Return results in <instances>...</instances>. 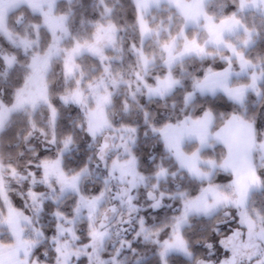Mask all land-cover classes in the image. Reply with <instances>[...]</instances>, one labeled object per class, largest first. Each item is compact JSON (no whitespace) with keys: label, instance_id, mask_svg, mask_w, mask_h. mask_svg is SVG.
<instances>
[{"label":"snow or ice","instance_id":"obj_1","mask_svg":"<svg viewBox=\"0 0 264 264\" xmlns=\"http://www.w3.org/2000/svg\"><path fill=\"white\" fill-rule=\"evenodd\" d=\"M153 2L172 10L173 0ZM65 3L71 8L74 0ZM128 4L134 25L137 5ZM202 6L212 15L189 18L177 30L192 44L166 59L161 54L151 75L143 60L135 89L123 81L122 99L107 86L101 94V81L88 86L93 105L79 88L69 90L62 74L49 90L54 98L44 124L22 122L25 145L40 144L27 149L23 175L0 163V250L12 253L0 264H123L117 257L124 249L135 253L134 241L152 246L156 264H169L173 253L206 264L197 250L207 264H264V199L257 207L252 196L253 189L264 194V55H248L264 41V0H205ZM32 23L13 26L29 31ZM43 31L46 61L58 40ZM143 43L133 40L128 50ZM30 55L27 45L21 52L0 35V84L6 86L0 88V136L22 115L17 109ZM38 59L31 56L32 63ZM209 97L226 98L231 111L212 106ZM117 105L119 120L110 115ZM81 139L87 155L80 154ZM123 225L133 229L132 239L121 238L108 253L106 241L114 229L117 237L127 232Z\"/></svg>","mask_w":264,"mask_h":264},{"label":"rangeland","instance_id":"obj_2","mask_svg":"<svg viewBox=\"0 0 264 264\" xmlns=\"http://www.w3.org/2000/svg\"><path fill=\"white\" fill-rule=\"evenodd\" d=\"M136 4L139 14L140 41H144L145 43L140 45V49H135L134 52L137 54L138 59L136 58L134 62L133 59H130L131 55L123 50L121 39L119 41V30L113 22L107 21L98 23L90 36L72 38L66 27L67 20H61V17H67L68 19V16L56 12L58 5L57 0H0V35L5 36V39L13 42L14 47L18 48L21 52L25 51V45H27V51L31 54L29 57V73L27 78H25L28 87L24 92V96L21 98L23 103L21 107L17 109L23 116L17 117L12 124L15 125L18 122L19 126H23L22 122L25 119L35 124L33 121L35 115L39 111L44 112L46 105L50 104L48 101L49 91L47 76L55 63H59L62 66V73L66 80L74 81L75 88L73 90L79 88L81 94L88 97L89 101L94 105V100L88 96L89 85L95 87L103 81V86L98 89L101 94L104 92V86H107L110 92H115L117 94L119 91L127 92V85L123 83V81L127 80L132 82V88L135 89L137 86L135 74L139 73L141 68L144 67L143 60H148V74L151 75L150 73L154 62L160 60L161 54H163L166 59L169 54L175 55L182 51L186 43L189 45L192 44V41H186L182 36L178 35L177 32H169L172 24L171 16L166 18L157 16L156 12L161 9L167 10V6L163 5L161 8L153 9L149 13L148 8L141 7V2H139V4L137 2ZM20 9L24 10L26 14L29 12L39 13L37 16L38 23L28 21L32 23V27L29 31H24L23 29L18 31L14 26L11 27L8 22V19L13 15L12 13ZM103 14L109 16L110 11L106 9ZM206 14L209 15L207 11ZM12 17L15 18V21H18L20 18L17 16ZM155 17H157L158 20L152 25L153 21L156 19ZM181 18V16L178 17V21H181L179 31L183 32L184 23ZM150 25L152 27H150ZM64 29H67V32H65ZM41 30H47L48 33L53 34L58 40V44L52 48V54L46 61L43 57L48 49L44 48L43 51L40 50L43 46ZM174 30L176 29L174 28ZM204 36L205 32H202L201 37L203 38ZM69 37H71V39ZM68 42H70V44H68ZM77 44L80 45L78 49L76 47ZM250 47L248 50H250ZM33 49L36 51L33 52ZM9 55L11 54L9 53ZM32 55H38L40 59L32 63ZM101 56L105 57L103 62H100ZM87 57L99 60L100 70L94 69L93 67L80 66L79 61ZM124 61L125 65L121 64L116 68V62L122 63ZM104 69L108 71H104ZM113 79L117 80L116 86L112 85ZM239 136L240 135H238V139ZM36 140L38 141V139ZM0 163L3 164L1 159ZM5 170L10 171L6 166ZM17 172L23 175V173ZM23 183L24 181L20 182L21 185ZM13 186L17 191L20 190L15 184ZM257 192L259 191L253 189L252 195ZM86 211V209L83 210L84 214H86ZM14 219L13 217V220ZM122 227L127 228L128 231L122 232L121 236L117 237L114 234V229L112 237L106 241L105 247L108 253L114 252L115 248L119 246L120 239L124 238L126 234L130 232L131 228L127 225H123ZM129 239H132V237H129ZM128 252L129 249H124L121 255L117 257V260L122 261L123 264H127L129 260ZM0 258L10 261L12 259V253L8 249H2L0 250Z\"/></svg>","mask_w":264,"mask_h":264},{"label":"trees","instance_id":"obj_3","mask_svg":"<svg viewBox=\"0 0 264 264\" xmlns=\"http://www.w3.org/2000/svg\"><path fill=\"white\" fill-rule=\"evenodd\" d=\"M82 4L83 6H81V0H74V3L70 8L65 3V1L62 0L59 1L57 5L56 12L60 13L61 15L68 16V19L66 21V27L71 37L76 38L78 36H83V37L90 36V34L94 32V29L96 28L98 23H104L107 21L113 22L117 27V29L119 30L118 36H119V41L120 39L122 41L123 50L127 51L126 53L131 55L130 59H133L135 62V59L136 58L138 59V56L135 52L130 53V51L128 50V45L131 44L133 40H136L138 44L140 43L141 34L139 29V14L137 12V8L134 14L136 20H135V24L133 25L132 23L133 12L128 4V0H82ZM106 9L110 11L109 16H105L103 14ZM20 10H18L15 13H12L13 14L12 16L20 17L18 21L21 19H27L29 22H32L34 20L35 23H38L37 16H29V13L26 14L24 10L21 11ZM206 10L209 15H212V11L208 7L206 8ZM22 11H24L25 13ZM156 14L158 17H162V18L171 16L172 24L170 27L171 30L169 32H177L178 28L180 30L181 21H178L179 16L175 10L172 9L171 12H169L168 8L167 10L161 9L160 11H157ZM12 16L10 17L11 19L10 18L8 19V22L11 25V27L13 26V21H15V18H13ZM155 18L156 19L155 21H153L152 25L158 20L157 17ZM248 19L250 21L249 23H251L252 14H248ZM150 27L152 26L150 25ZM174 28L176 30H174ZM40 32H42V37H44L43 30H41ZM68 44H70V42H68ZM137 48L140 49V46ZM248 55L253 58L259 55H264V41H256L250 47V50H248ZM121 64L125 65V61L122 63L116 62V68H118ZM79 65L93 67L94 69H98V70H100L101 68L99 60L88 57L85 59H81L79 61ZM28 73L29 71L27 72L25 78H27ZM62 74H63L62 66L59 63H55L52 66V69L47 76L48 91L50 90L52 85L55 84L58 86ZM2 80H3V76L0 75V81ZM69 81L71 82V88L69 90H73L75 88V83L73 80H69ZM69 81L66 80L65 78L64 82L66 86L68 85ZM4 87L6 86L0 84V88H4ZM125 94H126L125 91H119L116 94L117 99H122ZM48 96H49L48 101L49 103H51L52 99L54 98V94L49 91ZM207 102L214 107H218L219 110L221 111H225V110L231 111V102H229L224 97H218L215 99L209 97ZM44 109H45L44 112L39 111L33 119L36 126L40 127L45 122L44 118L46 115V108ZM111 116L115 120L120 119V112L118 105L116 108L111 109ZM18 124H19L18 122L15 125L12 124L8 128L7 134L0 136V159L2 160L3 164H5L6 167L9 165V163H11V165L14 166L17 169V171L23 173L22 169L24 167V160L27 155V149L34 145L40 144V140L38 139V141L37 140L33 141V145H25V143L22 140V135L24 134V127L19 126ZM22 153L24 154L23 156L21 155ZM80 154L81 155L88 154V150L86 148V141L84 139L80 140ZM76 155L77 153L74 149L73 156ZM97 172H99V170H97ZM252 196L256 201V206L259 207L260 201L264 199V194L257 192L254 193ZM48 220L49 218L45 216L42 223L47 224ZM132 231L133 229L131 228L130 232H128L125 237H128V239L129 237H132ZM133 247L136 249V251L135 253H133L131 250H129L128 252L129 260L127 264H137V261H139V264H156L157 257L155 256V251L151 245L142 243L140 241H134ZM196 255L199 258L205 259L207 264V258L202 256L198 250L196 252ZM169 264H191V262L188 261L187 258L184 257L183 255L173 253L169 258Z\"/></svg>","mask_w":264,"mask_h":264},{"label":"crops","instance_id":"obj_4","mask_svg":"<svg viewBox=\"0 0 264 264\" xmlns=\"http://www.w3.org/2000/svg\"><path fill=\"white\" fill-rule=\"evenodd\" d=\"M139 4L141 2V5L147 4L149 13L153 9L161 8V6L165 5L167 6L166 2H162L159 7L156 6V4L153 2V0H134V3ZM205 3V0H173L172 9L176 11V13L181 16L183 22L188 21L189 18L192 17H199L201 21H203L204 15L206 14V7H203L202 5ZM137 5V4H136ZM252 14V13H248ZM253 15V14H252ZM215 26H212L209 31H215ZM203 35V34H202ZM206 35V32H205ZM225 37H227V33H225ZM238 135H240V131L237 130L233 133V137L235 139H238Z\"/></svg>","mask_w":264,"mask_h":264}]
</instances>
